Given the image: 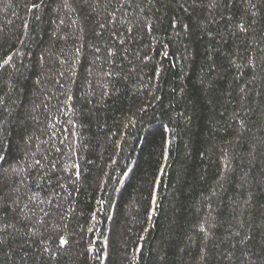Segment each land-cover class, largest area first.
Returning a JSON list of instances; mask_svg holds the SVG:
<instances>
[{"label": "trees", "instance_id": "trees-1", "mask_svg": "<svg viewBox=\"0 0 264 264\" xmlns=\"http://www.w3.org/2000/svg\"><path fill=\"white\" fill-rule=\"evenodd\" d=\"M0 264H264V0H0Z\"/></svg>", "mask_w": 264, "mask_h": 264}]
</instances>
